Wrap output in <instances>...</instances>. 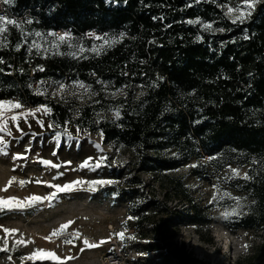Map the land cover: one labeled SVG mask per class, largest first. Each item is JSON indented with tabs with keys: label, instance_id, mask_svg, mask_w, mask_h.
<instances>
[{
	"label": "trees",
	"instance_id": "1",
	"mask_svg": "<svg viewBox=\"0 0 264 264\" xmlns=\"http://www.w3.org/2000/svg\"><path fill=\"white\" fill-rule=\"evenodd\" d=\"M231 1L14 0L7 5L9 13L34 20L26 30L55 31L71 25L76 34L92 30L126 36L98 56L85 53L87 59L44 57L35 51L29 56L27 45L15 50L21 37L13 28L9 46L0 49L4 61L0 63V99L47 103L52 109L49 120L61 125L56 129L63 131L64 122L70 121L68 128L75 135L77 125L82 129L80 136L83 129L88 133L103 130V139L132 152L130 161L149 153L154 161L167 162L161 155L167 148L183 157L202 152L213 156L229 149L252 177L242 184L251 199L248 211L229 226L264 231V0L242 24H233L223 12L222 6ZM190 19L225 31L206 32L201 24L186 23ZM245 33L247 40L242 38ZM197 36L202 40L197 41ZM83 43L91 47L93 41L85 38ZM38 65L43 72L34 71ZM63 77L87 83L95 96L76 105L68 98L48 100L29 87L33 81ZM105 84L108 91L102 88ZM118 89L122 96L106 94ZM117 108L119 119L105 117ZM167 201L157 198L152 202L153 213L135 216L136 223L150 225L149 231L158 237V242L148 241L155 254L146 264H207L183 242H166L161 237V221L167 233L174 217L180 222L197 211L192 210L194 206L170 207ZM157 211L167 213L165 218Z\"/></svg>",
	"mask_w": 264,
	"mask_h": 264
},
{
	"label": "rangeland",
	"instance_id": "2",
	"mask_svg": "<svg viewBox=\"0 0 264 264\" xmlns=\"http://www.w3.org/2000/svg\"><path fill=\"white\" fill-rule=\"evenodd\" d=\"M261 1L259 0V3ZM236 2L237 0H232L227 6H234ZM0 5L10 17L14 16L9 13L10 9L7 5ZM225 11L224 7L223 12ZM25 15L30 16L28 13ZM55 31H71L75 38L85 36L88 32H95L87 30L76 34L71 25ZM60 50L65 53L70 51L67 45H62ZM73 81L77 80L63 77L56 81H46L45 96L48 100L68 98L76 105L88 103L95 95L76 88ZM61 83L66 86L63 92L59 91ZM36 85L37 82L33 81V91ZM102 88L109 90L105 86ZM112 93H116L113 96L123 95V91L106 94L112 95ZM21 103L26 108L47 105V103L35 105L28 102ZM113 113L105 114V117L108 118L110 115L114 117ZM37 117L43 119L44 129H41L35 119L29 117L31 128L23 120L20 121V127L25 135L21 137L15 127H12L16 139L6 137L11 143L8 154H0V197L14 196L24 199L30 195L46 196L55 190L49 187V184L63 185L77 178L105 179L114 183L101 186L96 191H89L85 185L71 192L59 193L51 202L43 201L23 210L0 211V248L3 247L2 238L5 235L3 227L19 230L15 236L8 237L9 251H0V264H60L59 261L21 260L22 256L31 254L35 249L55 252L61 260L65 257H73L64 260V264H111L110 261L115 260L118 261L117 264L150 263L155 251L149 250L148 241L158 242L157 235L149 231L150 225L136 223L135 219L127 220V218L135 217L138 213L146 215L153 213L152 202L157 198L161 200L162 197L167 198V205L170 207L190 209L194 206L192 210L198 211L180 222L174 217L167 233L161 221L160 235L165 238L164 241L183 242L188 251L207 264H264V231L260 228L232 229L229 224L238 216L227 220L220 216L223 206L234 203L231 200H225L222 206L209 204L215 184H219L221 189L229 191L232 195L242 198L243 214L248 211L251 204L250 197L242 190L246 165L242 164L238 156L229 149L219 150L213 156L202 152L201 156L183 157L173 149L167 148L161 151L167 162L154 161L153 155L149 153L146 157L130 161L131 151L119 148L112 141L105 139L101 141L99 132L83 134L79 139L74 140L61 136L57 141L54 139L55 131L62 132V130L48 129L47 125L51 122L48 116L37 113ZM68 129L75 137V131L72 128ZM32 133H36V136L33 137ZM96 143H101L102 152L95 147ZM26 148H30L26 153L28 157L26 160L13 159V154L25 153ZM100 155L107 157L105 166L95 171L79 168L88 157L96 158ZM41 160H48L61 166L59 168L46 166L40 162ZM229 166L238 168L240 176L225 180L224 177L230 175ZM12 177H16L17 181L23 179L31 182L23 187L18 182H13L7 191H2ZM37 180L41 183H36ZM156 213L163 218L167 214L162 211ZM69 220L74 223L63 235L52 240L45 239L54 229ZM125 221H127L126 239L121 241L113 234L124 230ZM76 230L81 233V238L76 240L74 245L65 244L64 240L69 238V233ZM144 234L146 237L142 238ZM128 236H135L136 239H128ZM21 237L32 243L18 246L12 251L13 241ZM84 238L93 243L101 240L107 242L96 248H86L82 242ZM9 256L12 257L11 261L8 260ZM248 256H251L249 260L246 259Z\"/></svg>",
	"mask_w": 264,
	"mask_h": 264
},
{
	"label": "snow or ice",
	"instance_id": "3",
	"mask_svg": "<svg viewBox=\"0 0 264 264\" xmlns=\"http://www.w3.org/2000/svg\"><path fill=\"white\" fill-rule=\"evenodd\" d=\"M111 3H116L117 0H109ZM126 2V0H125ZM201 0H195V3H200ZM259 3V0H237L234 6H227L223 5L222 7L226 8L225 16H227L233 24L236 23H243L248 17L252 15V12L255 10L256 4ZM0 4L3 5H12L14 4V0H0ZM189 7L192 5L189 4ZM34 20L31 18L28 19H18L14 16H9L6 11L3 14H0V49L7 48L9 46V36L11 34V29H16L20 33V41L16 43L15 50L19 51L22 47L27 45V53L29 56L32 55L33 51H35L36 55L47 57L49 54L51 55H68L74 59H87L88 56L84 55L85 53H92L95 55H100L102 52L105 51L106 48H112L115 44L120 43L126 36V33L121 32L118 35H109L108 33L97 34L95 32H88L85 34L84 37L75 38L71 31H64V32H57V31H40L36 29L26 30V25H32ZM186 23L188 24H201L202 28L206 32H223L225 29L223 28H213L212 23H204L199 19H190L187 20ZM31 38V39H30ZM85 38H89L93 41L91 47H86L83 43ZM243 39H249L247 33L242 37ZM197 41L202 40L201 36L196 37ZM99 41L100 43H96ZM150 43H154V41H150ZM67 45L70 49L68 52H61V46ZM3 59L0 58V63H3ZM44 71L42 65H38L34 71ZM0 71H3L0 69ZM22 71V70H21ZM127 75V73H124ZM158 79H162L159 78ZM47 82L41 80L37 82L36 87L34 88V92L36 95H45L47 93V89L44 85ZM97 83H102V81H97ZM73 85L76 88L83 89L86 93H91V95H95L96 93L91 92V86L86 85L83 81H73ZM155 86V85H153ZM30 88L33 86L30 84ZM64 84H59V91L63 92L65 89ZM105 87L107 85L105 84ZM122 91L118 89L117 92ZM56 93H53L55 95ZM112 95H116V93H112ZM99 101H97L98 103ZM21 110V111H17ZM52 109L47 105H40L35 108H26L20 101L15 99H0V154L7 155L8 148L10 146L11 140L7 138L16 139L13 136L12 127H15V130L21 134V137L25 135L23 129L20 127V121L23 120L25 124H28V127L31 128V124L29 123V117L36 120V123L40 125L41 129H44L45 124L43 119L37 117V113H41L44 116L51 115ZM11 114V115H9ZM99 115V114H98ZM115 119L120 118V109H115L113 113ZM99 122V121H97ZM11 123V126H10ZM70 121H65L63 125V131H55L54 139L59 141L61 136L67 137L68 140L79 139L82 129L79 125L76 126V136L74 137L73 134L68 129V124ZM199 123V121H197ZM61 125L54 124L53 122H49L47 125L48 129H56L60 128ZM85 135H88L87 129H83ZM101 141H103V130L99 132ZM32 136L35 137L36 133H32ZM95 147L99 149L101 152L103 151L101 147V143H96ZM30 151V148L25 149V153H15L13 154L14 160H26L28 157L26 155L27 152ZM55 155V152L53 153ZM209 159H214V157H209ZM107 157L104 155H100L96 158L88 157L85 159L80 165L79 168L84 169L88 168L93 171L105 166V161ZM46 166L59 168L61 165L53 164L51 161L48 160H41ZM70 163V162H68ZM253 163H257V161H253ZM191 167H196V165H191ZM230 175H226L224 177L225 180H230L234 177L240 176V170L238 168H231L229 166ZM62 175V173H61ZM243 179L249 180L252 179L251 176L247 172L243 174ZM13 182H18L21 187H23L26 183H30L31 181L26 180H16V177H12L8 181V185L2 189V191H7V188L11 186ZM36 183H41V181L37 180ZM114 183L111 180L105 179H94V180H85L83 178H77L74 181L65 183L63 185L60 184H49L48 186L55 189L50 194L46 196H38V195H30L25 197L24 199H19L17 197H0V211H11V210H23L28 207H31L35 204L41 203L43 201L51 202L53 199L57 197L59 193L63 192H71L77 189V187H84L87 185L89 191H96L99 187L109 185ZM214 192L209 200V204H215L217 206H222L225 200H231L234 203L231 205L223 206L222 210L220 211V216L225 220L229 219L233 216H240L242 215V208L244 205L241 203V197L234 196L227 190L221 189L219 184L213 185ZM136 217L129 216L127 220H134ZM74 223V221L69 220L64 224H61L59 228L54 229L49 236L45 237L46 240H52L54 237H58L63 235L69 227ZM124 230L118 233H114L113 235L117 236L121 241L126 239L127 233V221L124 222ZM4 237L3 239V247L0 248V251H9V236H15L16 233L19 231L18 229H9L7 227H3ZM81 238V233L76 230L69 233V238L64 240L65 244L74 245L75 241ZM111 237H109L110 239ZM128 239H136L135 236H128ZM83 244L86 248H96L100 245L106 243V240H101L98 243L90 242L87 238L83 239ZM32 243L30 240H25L23 237L20 239H15L12 245V251H15L18 246H26L27 244ZM246 247V246H245ZM84 249L82 248L81 251ZM73 259V257H65L64 260ZM8 260L11 261L12 257L9 256ZM21 260H28V261H59L60 264H64V260H61V257L56 255L55 252L48 251L45 249H35L32 251L31 254L22 256Z\"/></svg>",
	"mask_w": 264,
	"mask_h": 264
},
{
	"label": "built area",
	"instance_id": "4",
	"mask_svg": "<svg viewBox=\"0 0 264 264\" xmlns=\"http://www.w3.org/2000/svg\"><path fill=\"white\" fill-rule=\"evenodd\" d=\"M4 13V10H3V8H2V6L0 5V14H3ZM112 261H110V263H111ZM112 264V263H111Z\"/></svg>",
	"mask_w": 264,
	"mask_h": 264
},
{
	"label": "bare ground",
	"instance_id": "5",
	"mask_svg": "<svg viewBox=\"0 0 264 264\" xmlns=\"http://www.w3.org/2000/svg\"><path fill=\"white\" fill-rule=\"evenodd\" d=\"M231 249V248H230ZM232 250V249H231ZM108 259V257H106V260ZM109 259H110V257H109Z\"/></svg>",
	"mask_w": 264,
	"mask_h": 264
}]
</instances>
